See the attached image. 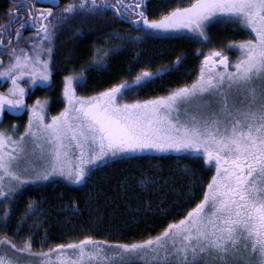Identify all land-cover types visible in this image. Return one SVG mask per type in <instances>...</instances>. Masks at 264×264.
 <instances>
[{
    "label": "snow or ice",
    "instance_id": "snow-or-ice-1",
    "mask_svg": "<svg viewBox=\"0 0 264 264\" xmlns=\"http://www.w3.org/2000/svg\"><path fill=\"white\" fill-rule=\"evenodd\" d=\"M40 3L17 0L9 9L8 22L0 25V33L8 39L3 48L9 58L0 67V78L10 82L0 92V113L28 112L18 135V125L0 128V198L5 221L9 203L23 185L57 176L83 185L94 172L116 160L134 159L136 153L202 158L212 175L206 184L201 182L198 199L195 193L189 197L188 203H195L155 236L121 242L84 235L46 250L45 238L35 250L31 231L19 244L3 234L0 264H264V0H191L186 6L162 11L157 18L149 17L145 0H72L62 8L59 0L49 7H37ZM108 10L116 18L127 19L144 36L187 30L207 43L209 25L223 22L237 26L249 38L229 40L207 53L197 49L202 59L195 78L166 95L122 101L125 93L137 95L152 81L177 70L179 56L155 71L142 67L130 79L88 96L76 91L84 83V68L65 75L64 107L50 118L47 99L37 98L27 105L31 86L50 83L57 29L78 13ZM17 21L16 45L23 30H34L24 38L29 47L13 46L10 28ZM112 35L125 39L119 33ZM126 39L139 42L141 36ZM115 50L98 48L93 64H103ZM185 172L195 183L187 166ZM38 207L37 202L27 203L18 229L30 217L33 226L39 224Z\"/></svg>",
    "mask_w": 264,
    "mask_h": 264
},
{
    "label": "trees",
    "instance_id": "trees-1",
    "mask_svg": "<svg viewBox=\"0 0 264 264\" xmlns=\"http://www.w3.org/2000/svg\"><path fill=\"white\" fill-rule=\"evenodd\" d=\"M176 2L146 0L147 14L150 18H157ZM68 3V0L61 1L63 7ZM4 6L5 0H0V9ZM239 29L232 24L215 23L207 29L209 41L202 43L194 36L169 39L144 36L136 32L127 19L116 18L112 10L95 15L78 13L60 26L53 38L50 83L31 86L25 97L26 104L31 105L37 98L47 99V116H53L64 106L62 89L65 75L84 68V83L76 91L77 95L88 96L125 79L134 70L148 67L155 71L171 64L179 56L181 64L177 70L139 90L138 99L165 95L181 84L190 83L198 71L201 53L238 39ZM113 33H119L125 39H115ZM128 36H141V40L132 42L126 39ZM16 47L29 45L25 42ZM98 48L116 50L110 52L103 64L96 65L93 58ZM197 49H201V53H197ZM89 65L91 67H86ZM23 82L27 83V80ZM9 83L0 78V92L6 91ZM26 115L5 110L0 113V128L11 129L15 124L20 131ZM135 157L116 160L99 169L83 185L71 186L53 181L25 186L9 203L11 211L9 218L0 222V235L6 234L15 241L13 231L17 221L27 203L34 201L39 205L36 215H40L39 224L31 226L35 250L41 248L40 241L45 238V250L55 243H67L84 235L121 242L146 239L149 235L155 236L173 219H179L195 203V200L188 203L189 197L195 193L198 199L202 195L201 182L206 184L212 175V171L203 166L202 158L197 161L169 155ZM185 166L194 173L195 183L192 182L193 176L185 172ZM145 179L146 182L141 184Z\"/></svg>",
    "mask_w": 264,
    "mask_h": 264
},
{
    "label": "rangeland",
    "instance_id": "rangeland-1",
    "mask_svg": "<svg viewBox=\"0 0 264 264\" xmlns=\"http://www.w3.org/2000/svg\"><path fill=\"white\" fill-rule=\"evenodd\" d=\"M213 24L215 23H212L209 25V27H211ZM209 27L207 29H209ZM239 33H240V36H238V39L236 40H241V39H247L249 38V36L247 35V33L243 30H240L239 29ZM153 36L155 37H160L162 39H169L171 37H181V36H193L191 33H188L187 30H183V31H179V30H173V31H169V32H156V33H153L152 34ZM21 43H25V40L22 39L21 40ZM20 43V44H21ZM233 56V59H235V56H236V53H232L231 54ZM8 57V56H7ZM140 70V69H139ZM139 70H134L133 74L132 72H130V74H128L127 76H125V79H130V77L132 75H135ZM197 74V73H196ZM10 84V83H9ZM10 86V85H9ZM168 92V91H167ZM139 93V92H138ZM167 94V93H166ZM165 94V95H166ZM138 99V94L137 95H133L132 93H125V95L122 97V101H126V102H131L133 100H137ZM62 101H63V104H64V100H63V96H62ZM26 103V101H25ZM34 103V102H33ZM32 103V104H33ZM31 104V105H32ZM64 107V106H63ZM10 112V111H9ZM12 112H15V111H12ZM10 112V113H12ZM21 113H25L27 114V118H26V122L22 125V128L20 129V131L17 132V135L19 134V132H22L24 130V127L28 121V112L27 110H23V111H16V114L19 115ZM51 116H48V118H50ZM132 155H135V156H142V155H153V156H158V155H161V156H178L177 154L175 153H159V152H144V153H136V154H132ZM179 156H183V155H179ZM213 171H214V168H213ZM53 181H60L64 184H67V185H71V186H77V185H81V184H71L69 183L68 181L64 180L62 177H53L52 179H50L49 181H41V182H38V183H29V184H25L22 186V188L15 194V198L18 197L19 195V192L23 190V188L27 185H35V184H46V183H49V182H53ZM2 207H3V198H0V222L3 220V212H2ZM25 210V209H24ZM23 210V212H24ZM38 216H40L38 214ZM33 225V222H32V218L30 217L28 219V222L27 223H22V226L18 229V225L17 227L15 228V230L13 232H17V231H20L23 228H25V230L27 229V231H25L24 229H22L20 232H19V235H15L14 234V237H15V241L19 244L22 240V238H27L28 235H29V232L31 231L33 233V230L31 228V226ZM29 230V231H28ZM35 235L33 234V237Z\"/></svg>",
    "mask_w": 264,
    "mask_h": 264
},
{
    "label": "flooded vegetation",
    "instance_id": "flooded-vegetation-1",
    "mask_svg": "<svg viewBox=\"0 0 264 264\" xmlns=\"http://www.w3.org/2000/svg\"><path fill=\"white\" fill-rule=\"evenodd\" d=\"M61 1L63 0H59V6L62 8L63 5H61ZM69 2H71L72 0H68ZM110 1V0H109ZM157 1H167V0H157ZM17 2V0H5V6L4 8L0 9V25H4L8 22L9 17L11 15L9 9ZM146 2V0H145ZM191 0H177L176 4L172 7H175L177 5L179 6H186L188 3H190ZM53 3V0H41V3L37 5V7H49L51 6ZM171 8V7H170ZM54 11H57L58 9H53ZM128 21V20H127ZM129 22V21H128ZM19 27V22L17 21L15 24L11 25L10 30L13 32V36H12V40H13V46H16L15 44V40L17 39L15 36V29ZM34 30L31 28H26L25 30H23L22 35L20 37V39H24L26 37H29L33 34ZM0 41H2V43H0V63L1 66L3 67L4 64L8 61V57L5 53V50L3 48L4 44L8 43V39L7 37L3 34L0 33ZM1 118V116H0Z\"/></svg>",
    "mask_w": 264,
    "mask_h": 264
},
{
    "label": "water",
    "instance_id": "water-1",
    "mask_svg": "<svg viewBox=\"0 0 264 264\" xmlns=\"http://www.w3.org/2000/svg\"><path fill=\"white\" fill-rule=\"evenodd\" d=\"M0 66H1V63H0Z\"/></svg>",
    "mask_w": 264,
    "mask_h": 264
}]
</instances>
